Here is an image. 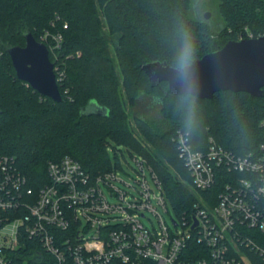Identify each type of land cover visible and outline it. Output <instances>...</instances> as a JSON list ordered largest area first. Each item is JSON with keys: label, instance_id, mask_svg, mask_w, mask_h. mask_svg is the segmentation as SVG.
Masks as SVG:
<instances>
[{"label": "trees", "instance_id": "1", "mask_svg": "<svg viewBox=\"0 0 264 264\" xmlns=\"http://www.w3.org/2000/svg\"><path fill=\"white\" fill-rule=\"evenodd\" d=\"M194 2L0 0V155L14 156L30 184L39 189L48 182L49 161L70 155L98 173L115 166L108 146L123 144L148 159L179 218L194 208L205 192L194 189L173 135L177 130L188 132L195 150H207L210 137L236 154L257 149L264 139V96L231 90L216 92L211 99L177 95L169 92L167 82L153 86L142 67L157 60L176 67L185 36L192 46V62L238 40L245 28L259 35L264 31V0H219L224 25L218 31L192 17ZM46 30L64 35L59 51L66 71L59 83L61 102L19 79L8 52L25 46L28 32L41 41ZM50 57L55 60L52 52ZM122 86L130 94L138 89L171 103L168 113L183 109L187 120L188 98L195 97L191 127L180 122L161 138L144 128V135L156 144L152 152L124 125L118 96ZM91 101L106 106L109 115L83 114ZM224 183L221 178L214 192L220 193Z\"/></svg>", "mask_w": 264, "mask_h": 264}, {"label": "built area", "instance_id": "2", "mask_svg": "<svg viewBox=\"0 0 264 264\" xmlns=\"http://www.w3.org/2000/svg\"><path fill=\"white\" fill-rule=\"evenodd\" d=\"M262 36L264 31L257 35L248 28L238 32V40ZM40 42L53 53L63 83V33L46 30ZM172 139L194 189L205 192L179 219L172 216V224L161 211H169V202L160 176L128 148L117 150L116 167L123 168L129 154L134 183L116 167L92 173L66 155L48 162V182L39 189L14 156L1 154L0 264H264V139L245 154L213 137L207 150H195L182 130ZM221 178L225 183L217 194Z\"/></svg>", "mask_w": 264, "mask_h": 264}, {"label": "water", "instance_id": "3", "mask_svg": "<svg viewBox=\"0 0 264 264\" xmlns=\"http://www.w3.org/2000/svg\"><path fill=\"white\" fill-rule=\"evenodd\" d=\"M206 18L210 13H206ZM19 79L30 84L42 95L57 102L63 101L47 45L38 41L32 32L26 34L25 46L8 49ZM153 86L168 83L169 92L213 98L216 92L231 90L264 96V36L230 40L223 48L209 52L179 69L167 61H153L143 65ZM83 114L109 115V109L91 101Z\"/></svg>", "mask_w": 264, "mask_h": 264}, {"label": "rangeland", "instance_id": "4", "mask_svg": "<svg viewBox=\"0 0 264 264\" xmlns=\"http://www.w3.org/2000/svg\"><path fill=\"white\" fill-rule=\"evenodd\" d=\"M207 12L210 13L208 18L205 16ZM192 17L197 20L208 22L212 28L217 31L224 25L219 0H200L194 2ZM119 70L118 68L117 71ZM135 90L137 91H133V94H130L125 86L119 89L120 111L125 118L123 122H125L124 125L127 126L130 133L135 135L138 140L154 152V146L156 144L153 143L154 141H150L149 137L144 135L143 129L146 128V130H150L151 133L153 132L161 138L172 132L180 122L188 123L186 113L181 108H176L172 113H168L167 107L170 106L171 103H165L158 96L145 93L142 90ZM124 125L122 124V127ZM123 132H125V130ZM155 140H157V142L161 141L157 138ZM115 146H117V149L120 151L126 150L123 144L115 145L112 143L108 146V152L110 153L113 164H115L114 167H116V163L119 162ZM120 157H122V154H120ZM126 159L127 163L123 164V168L116 167L118 169L117 174L127 182L134 183L133 178L137 176L136 171L133 169L134 162L129 154ZM118 185L126 187L124 183L121 182H118ZM128 190L131 191V188L128 187ZM161 211L170 224H172L173 217H175L174 219H179L172 205H169V211H164L163 209ZM152 219L155 223H158L155 215H152ZM145 223L151 225V222L147 219H145ZM179 230L181 231V227ZM252 259L254 261L259 260L256 255H253Z\"/></svg>", "mask_w": 264, "mask_h": 264}, {"label": "clouds", "instance_id": "5", "mask_svg": "<svg viewBox=\"0 0 264 264\" xmlns=\"http://www.w3.org/2000/svg\"><path fill=\"white\" fill-rule=\"evenodd\" d=\"M192 59V46L190 43V39L185 36V43L183 47L180 49V53L177 57L176 67L179 69H183L191 63ZM195 97H189L188 102L190 104L189 116H188V126L191 127L193 122L194 112H195Z\"/></svg>", "mask_w": 264, "mask_h": 264}]
</instances>
